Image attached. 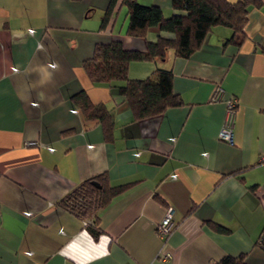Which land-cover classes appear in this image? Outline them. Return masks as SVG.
Wrapping results in <instances>:
<instances>
[{
  "label": "crops",
  "instance_id": "1",
  "mask_svg": "<svg viewBox=\"0 0 264 264\" xmlns=\"http://www.w3.org/2000/svg\"><path fill=\"white\" fill-rule=\"evenodd\" d=\"M125 1L0 0V264H264V0L249 5L238 44L215 25L187 58L170 48L130 61V78L170 69L182 101L143 119L82 67L98 42L145 50L173 37L157 25L128 35ZM135 1L177 12L170 0ZM81 92L105 106L106 122L84 115ZM230 99L228 141L219 131ZM99 174L125 188L98 211L94 238L58 203ZM169 207L175 227L162 241L155 227Z\"/></svg>",
  "mask_w": 264,
  "mask_h": 264
},
{
  "label": "trees",
  "instance_id": "2",
  "mask_svg": "<svg viewBox=\"0 0 264 264\" xmlns=\"http://www.w3.org/2000/svg\"><path fill=\"white\" fill-rule=\"evenodd\" d=\"M125 2L128 35L143 37L148 27L157 25L162 33L173 37L159 34L155 40L147 41L145 50L124 48L118 39L98 42L91 57L82 61V67L92 82L116 84L120 94L127 100L133 117L143 119L160 114L168 107L178 106L182 101L173 92L170 69L157 67L149 76L130 78L127 73L129 62L162 59L170 48L174 49L176 56L187 58L215 25L229 27L232 30L229 40L238 44L244 37L248 7L260 3V0H170L177 12L169 16H165L156 5H143L135 0ZM110 12L111 8L103 17L101 27H105ZM73 98L87 118L107 121L108 111L103 104H92L84 92L75 94ZM123 188V185L111 186L105 175L99 174L76 185L58 204L81 220L90 219V223L84 227L96 238L101 232L98 228V211ZM215 227L222 231L228 230L221 225ZM243 257L226 255L215 264H245Z\"/></svg>",
  "mask_w": 264,
  "mask_h": 264
},
{
  "label": "built area",
  "instance_id": "3",
  "mask_svg": "<svg viewBox=\"0 0 264 264\" xmlns=\"http://www.w3.org/2000/svg\"><path fill=\"white\" fill-rule=\"evenodd\" d=\"M221 93H222V89L221 87H218L213 95V99L214 100L219 99ZM235 112H236V101L235 99H230L226 102L225 116L221 129L219 131V137L221 139L228 141L232 139ZM29 144H32V142H30ZM82 222L83 225L85 226L90 223V219H83ZM174 227H175L174 210L171 207H169L166 209L161 220L156 224L155 232L162 241H165L172 232ZM257 242L260 246L264 247V229L262 230L260 236L258 237Z\"/></svg>",
  "mask_w": 264,
  "mask_h": 264
},
{
  "label": "rangeland",
  "instance_id": "4",
  "mask_svg": "<svg viewBox=\"0 0 264 264\" xmlns=\"http://www.w3.org/2000/svg\"><path fill=\"white\" fill-rule=\"evenodd\" d=\"M170 15V14H169Z\"/></svg>",
  "mask_w": 264,
  "mask_h": 264
},
{
  "label": "water",
  "instance_id": "5",
  "mask_svg": "<svg viewBox=\"0 0 264 264\" xmlns=\"http://www.w3.org/2000/svg\"><path fill=\"white\" fill-rule=\"evenodd\" d=\"M96 184V183H95Z\"/></svg>",
  "mask_w": 264,
  "mask_h": 264
}]
</instances>
